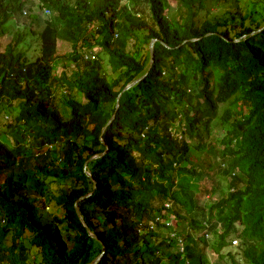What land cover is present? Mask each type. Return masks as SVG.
<instances>
[{
	"label": "trees",
	"instance_id": "16d2710c",
	"mask_svg": "<svg viewBox=\"0 0 264 264\" xmlns=\"http://www.w3.org/2000/svg\"><path fill=\"white\" fill-rule=\"evenodd\" d=\"M31 1L0 0V107L14 114L0 134V264H264V10L227 20L204 17L215 0ZM58 61L76 71L56 76ZM59 88L83 100L59 108Z\"/></svg>",
	"mask_w": 264,
	"mask_h": 264
},
{
	"label": "rangeland",
	"instance_id": "374dc122",
	"mask_svg": "<svg viewBox=\"0 0 264 264\" xmlns=\"http://www.w3.org/2000/svg\"><path fill=\"white\" fill-rule=\"evenodd\" d=\"M253 0H215L213 3L209 4L208 6V12H206L204 14V17L208 18V19H227L229 20V18L231 19L233 15H235V17H240V16H244V15H247V14H250L252 12H254V17L256 18H259L260 19V14H259V9H262L264 10V6L263 8L260 7L262 4L259 5L258 8H255V9H251L253 8L252 7V2ZM254 1H257V0H254ZM261 1V0H259ZM34 0L31 1V3L33 4ZM170 5L175 8L177 7V2L176 1H173L171 0L170 1ZM41 15V13H39ZM23 15H28L29 16V12H28V9H26L25 13ZM45 15H46V11H45ZM47 18L46 16H44L42 14V19H45ZM233 21V20H232ZM234 23V22H233ZM14 21L13 19L9 21V24L5 25L4 28L1 30L2 32V50H3V47L8 44L10 41H11V34L8 35V34H5L4 30L6 31H11L12 29H14ZM35 40V38L32 37L31 34H29V37H27L26 39V43H27V48L25 50H28L27 52V56L29 58V60L32 59L33 55H32V52H33V47L32 45L35 43L33 42ZM135 42L132 40L131 41V46H130V50L132 52H134L135 54H137V56H141L143 54V52H147L148 50V42L145 41L143 43H139V42ZM36 49H37V55H39L40 53V49H39V46L38 44H35L34 46ZM58 49H59V52H60V55L62 56H66V55H69L73 52V48H72V42L67 40V39H64V38H61L59 40V43H58ZM86 49V48H85ZM94 54H99L100 56H103L104 54H102V51L100 49V47L98 46H95L92 50ZM90 51L86 50L85 52H87V54L89 55H92L91 53H89ZM89 60L91 61H94L95 59L94 58H91V56H89L88 58ZM87 60V61H89ZM93 63V62H91ZM68 67H70L69 69L66 68L67 66H65L63 64V61H58V65L55 66L54 68V74L56 76H61L63 71L66 70L68 72L69 75L73 74L72 72H75L76 69H75V66H74V62L73 61H69L66 63ZM103 64L106 66V70L105 71H108V72H111L113 73L114 75V72L113 71V67L112 66H109L108 65V62L107 60H105L103 62ZM82 67V66H81ZM86 67H82L81 69H84ZM118 70V69H117ZM116 70V71H117ZM119 71V70H118ZM67 97H73V98H76L80 101H82L83 99L81 98L80 94L77 93L76 90H73L72 92H69L66 88H59L58 91H57V106L59 108H62L64 109V102L65 100H67ZM65 115H68L69 112L67 111V113H63ZM14 114L10 111H8L6 108H1L0 107V134L3 132L4 134L6 132H8V125L9 124H12L14 122ZM216 131L218 132V129H216ZM3 134V135H4ZM2 135V136H3ZM195 181V180H193ZM197 185H198V182L196 181ZM207 185H211V183H206ZM213 184V183H212ZM55 188L57 187V184L54 186ZM227 188H224L223 190V193H219L215 196V199H220L223 195H225V193L227 192ZM206 199H208V196L205 197ZM205 198H202L201 202L203 204H206L208 202V200H206ZM209 203H211V200L209 201ZM43 215H45L46 217H49V218H52V216H54V214H58L60 215L61 212L59 210H55L53 207H51L50 209H46L45 211L42 212ZM167 224H171L172 223V220H168L166 222ZM235 245V246H234ZM234 247H232L230 249V251H232L235 256L237 255L239 259L242 258V252H240V250H238V245H239V242H234ZM239 252V253H238ZM209 253H210V257L212 258V261L213 263H216L217 262V258L218 256L216 254L213 253L212 249L209 250Z\"/></svg>",
	"mask_w": 264,
	"mask_h": 264
},
{
	"label": "water",
	"instance_id": "95a60500",
	"mask_svg": "<svg viewBox=\"0 0 264 264\" xmlns=\"http://www.w3.org/2000/svg\"><path fill=\"white\" fill-rule=\"evenodd\" d=\"M257 32H259V31H257ZM255 33H256V32H255ZM156 42H157L156 39H154V40H152V41L150 42V46H149V49H150V55H151L150 65H153V63H154V47H155V43H156ZM164 45H165V44H164ZM143 78H144V76L141 77V78H139V79H137L136 81L130 83L129 85H127V86L124 88V90L122 91V93H120V95H119V97H118V99H117L116 110L119 108V98L121 97V95H122L125 91L131 89L133 86H135L136 84H138ZM113 119H114V117L109 121L108 125L113 121ZM106 128H107V126L103 129L102 134H103V132L105 131ZM104 154H105V153H103L102 155H96V156L90 158L89 161H87L86 164H85V169L88 167L89 162H91V161L94 160V159L101 158ZM86 175H87L88 177H91V178H92L91 173H90L89 171H87V170H86ZM91 195H92V193H90V194H88V195H86V196L81 197V198L79 199L78 202L84 200L85 198L90 197ZM78 202H77V203H78ZM77 203L75 204V208H76L77 215H78V217L80 218L81 222L84 224V226L87 227V225H86V223H85V220H84V218H83V216H82V214H81V212H80V210H79V208H78V204H77ZM90 235H91L93 238H96V236H94L93 234H90ZM101 257H102V255L99 256L97 259H95L91 264H98V263L100 262Z\"/></svg>",
	"mask_w": 264,
	"mask_h": 264
},
{
	"label": "built area",
	"instance_id": "2783aa9c",
	"mask_svg": "<svg viewBox=\"0 0 264 264\" xmlns=\"http://www.w3.org/2000/svg\"><path fill=\"white\" fill-rule=\"evenodd\" d=\"M46 14H47V15H50V12H49V11H46ZM89 56H91V58H94V55H93V54H92V55L86 54L85 59H86V60H89V59H88Z\"/></svg>",
	"mask_w": 264,
	"mask_h": 264
},
{
	"label": "clouds",
	"instance_id": "9594fccd",
	"mask_svg": "<svg viewBox=\"0 0 264 264\" xmlns=\"http://www.w3.org/2000/svg\"><path fill=\"white\" fill-rule=\"evenodd\" d=\"M234 242H238V241L234 240V241H233V245H234ZM234 246H235V245H234Z\"/></svg>",
	"mask_w": 264,
	"mask_h": 264
}]
</instances>
